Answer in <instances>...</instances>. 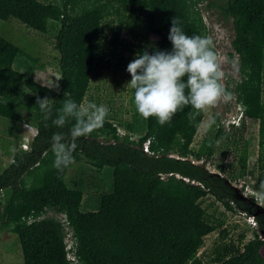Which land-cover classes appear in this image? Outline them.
<instances>
[{
  "label": "trees",
  "instance_id": "obj_1",
  "mask_svg": "<svg viewBox=\"0 0 264 264\" xmlns=\"http://www.w3.org/2000/svg\"><path fill=\"white\" fill-rule=\"evenodd\" d=\"M200 1L205 0H0V21L11 18L43 34L49 22L56 25L59 87L49 98L54 103L48 120L36 99L50 91L13 73L17 57H30L0 37V117L35 130L28 150L14 152L0 172V190L10 191L7 203L0 206V232L6 230L16 237L22 264H71L63 243L64 223L77 264H203L196 253L203 237L219 226L208 222L198 204L207 196L227 212L252 217L258 235L264 238V211L225 178L186 159L203 117L190 122V107L163 126L155 118L145 120L139 115L143 135L136 141L119 137L108 116L103 128L78 139L75 162L82 160L97 171L111 170L108 192L100 196L96 211H81V193L65 186L63 178L69 168L53 167L51 137L56 132L67 135L71 127V122L64 128L52 124L63 102L72 99L81 104L98 64L105 56L114 58L117 50L136 57L143 48L138 44L156 36L157 49L170 51L168 35L174 18L187 35H195L196 28L203 29L196 9ZM219 10L232 20L234 37L228 58H238L239 81L228 89L243 108L241 123L257 121L263 154L264 117L259 98L264 0H224ZM104 26L109 32L106 48L102 44ZM123 30L135 44L119 40ZM130 93L133 100L131 88ZM211 118L219 123L215 115ZM222 137L228 135L218 126L206 158ZM146 141L150 154L141 150ZM48 211L63 215L64 221L44 216ZM263 245L257 236L239 248L222 244L205 264H264Z\"/></svg>",
  "mask_w": 264,
  "mask_h": 264
},
{
  "label": "rangeland",
  "instance_id": "obj_2",
  "mask_svg": "<svg viewBox=\"0 0 264 264\" xmlns=\"http://www.w3.org/2000/svg\"><path fill=\"white\" fill-rule=\"evenodd\" d=\"M57 1V0H56ZM224 0H205L197 2L196 9L202 20L203 29L196 28L195 35L210 36L217 48L225 55L232 53L230 42L234 37L232 20L220 14V7ZM111 18L108 19L110 21ZM47 33H39L27 29L13 19L0 21V37L19 48L30 59L17 57L12 65L15 75H22L30 78L34 83L47 88L50 93L44 97L50 98L51 94L57 92L59 87L58 54L54 49V35L56 25L49 22ZM103 48H106V41L109 32L106 26L103 27ZM119 40L122 43L130 42L135 44L130 36L121 31ZM158 38L149 36L145 41L138 44L142 50L152 51L157 49ZM135 58L127 52L117 50L114 58L105 56L98 64L99 69L89 80L87 92L82 103L94 102L97 105H106L109 109L108 117L111 125L115 128L119 137L127 136L136 141L143 135L139 127V114L136 112L134 102L131 98L130 75L127 73V65ZM230 61H235L238 67V58L233 55ZM106 61L109 66L101 69ZM231 72L232 65L225 66ZM239 81L238 73L229 76L226 80L227 88L231 89L235 82ZM260 106L264 117V56L260 68ZM243 108L234 99L227 104H219L217 107L203 113V117L188 148L186 159L202 165L208 172L225 178L235 190L242 196L252 199L260 208L264 209V153L258 145V124L257 121L246 120L236 125H228L226 119L237 123L242 115ZM215 115L218 124L211 128L207 127L209 118ZM112 117V118H111ZM108 119V118H107ZM218 126L228 135L217 140L212 154L206 158L207 148ZM35 135L32 127L16 123L0 117V172L6 168L11 156L25 139L29 142ZM261 157V158H260ZM260 159V160H259ZM258 161L262 164L259 170ZM111 181V170L103 168L99 171L86 165L82 160L76 161L66 171L63 182L68 189L77 190L81 193V211H96L99 198L108 192ZM10 191L0 190V206L5 205ZM208 217V222L219 224V226L202 239V245L196 253V257L205 264L210 260L216 247L222 244L232 243L236 248L240 244L252 240L256 236V225L253 219L242 212H227L223 207L207 196L198 202ZM44 216L53 217L63 222L61 214H54L48 211ZM66 227V226H65ZM68 233V229L64 228ZM242 242L238 243V238ZM67 246L69 238L63 239ZM70 246V247H71ZM67 258L71 264H77L71 251L67 252ZM260 255L264 261V245L260 248ZM0 264H22L18 241L13 234L6 230L0 232Z\"/></svg>",
  "mask_w": 264,
  "mask_h": 264
},
{
  "label": "clouds",
  "instance_id": "obj_3",
  "mask_svg": "<svg viewBox=\"0 0 264 264\" xmlns=\"http://www.w3.org/2000/svg\"><path fill=\"white\" fill-rule=\"evenodd\" d=\"M171 25L168 35L170 51L155 47L151 52L142 50L126 68L131 77L126 87L133 90L136 112L145 120L155 118L161 126L170 123L186 107L191 108L188 118L192 122L217 105L231 102L234 95L227 88L226 80L238 73L235 61H230L210 36L187 35L175 18ZM228 64L232 65L231 72L226 70ZM53 103L54 100L48 97L36 99L45 120L52 115ZM108 114L106 105L65 100L52 124L64 128L71 122V127L67 135L56 132L51 137L53 167L63 170L73 165L78 139L103 128ZM242 119L241 115L237 123L229 119L225 122L229 126H238ZM215 123L214 118H209L207 127L211 128Z\"/></svg>",
  "mask_w": 264,
  "mask_h": 264
},
{
  "label": "built area",
  "instance_id": "obj_4",
  "mask_svg": "<svg viewBox=\"0 0 264 264\" xmlns=\"http://www.w3.org/2000/svg\"><path fill=\"white\" fill-rule=\"evenodd\" d=\"M228 124V123H227ZM28 144H29V140L28 139H25V141H24V143H22L21 145H20V150H22V151H27L28 150ZM147 145H148V141H146V142H144L143 144H142V146H141V150H142V152L143 153H147V154H150L149 152H148V149H147ZM64 221V220H63ZM66 226V223H64L63 224V227L64 228H66L65 227ZM67 237V239L70 237V234H69V232L67 233H65V238ZM64 241V240H63ZM71 241H70V239H69V243H70ZM64 246H65V251H66V253L68 252V251H71V249H72V246L70 247V246H67L66 244H65V242H64ZM66 258H67V255H66ZM74 258V257H73ZM67 260H69L68 258H67ZM71 262V261H70Z\"/></svg>",
  "mask_w": 264,
  "mask_h": 264
},
{
  "label": "water",
  "instance_id": "obj_5",
  "mask_svg": "<svg viewBox=\"0 0 264 264\" xmlns=\"http://www.w3.org/2000/svg\"><path fill=\"white\" fill-rule=\"evenodd\" d=\"M167 157H170V158H175V156H173V155H167ZM189 161V160H188ZM191 164H194V165H200V164H198V163H194V162H192V161H189ZM227 183L230 185V183L227 181ZM231 186V185H230ZM232 187V186H231ZM232 188H234V187H232ZM257 205V204H256ZM259 208H260V206L259 205H257ZM262 209V208H261ZM263 211H264V209H262ZM252 218V217H251Z\"/></svg>",
  "mask_w": 264,
  "mask_h": 264
},
{
  "label": "flooded vegetation",
  "instance_id": "obj_6",
  "mask_svg": "<svg viewBox=\"0 0 264 264\" xmlns=\"http://www.w3.org/2000/svg\"><path fill=\"white\" fill-rule=\"evenodd\" d=\"M256 232V236L259 238V239H261V240H263L264 241V238H261L258 234V232H257V230L255 231Z\"/></svg>",
  "mask_w": 264,
  "mask_h": 264
},
{
  "label": "crops",
  "instance_id": "obj_7",
  "mask_svg": "<svg viewBox=\"0 0 264 264\" xmlns=\"http://www.w3.org/2000/svg\"><path fill=\"white\" fill-rule=\"evenodd\" d=\"M22 260V259H21Z\"/></svg>",
  "mask_w": 264,
  "mask_h": 264
}]
</instances>
